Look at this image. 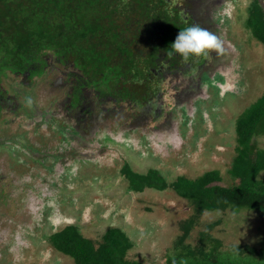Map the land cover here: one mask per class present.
<instances>
[{
    "label": "rangeland",
    "instance_id": "rangeland-1",
    "mask_svg": "<svg viewBox=\"0 0 264 264\" xmlns=\"http://www.w3.org/2000/svg\"><path fill=\"white\" fill-rule=\"evenodd\" d=\"M251 1L169 0L179 8L196 5L212 19L224 5L228 23L205 28L220 38L222 50L212 51L202 68L192 74L183 66L164 68L172 86L168 111L159 95L134 108L100 101L88 89L75 116L67 109L72 82L51 58L30 84L0 76L7 93L0 113V264H74L48 241L70 225L95 247L106 230L121 229L132 243L128 259L165 264L193 208L170 188L129 191L123 169L140 175L157 170L168 184L216 170L222 185L236 183L228 173L235 122L264 94V48L244 25ZM259 3L264 8V0ZM72 126L73 133H63ZM255 143L264 149V136ZM216 222L210 234L221 251L264 246V220L248 210L203 213L185 242L195 246L200 231Z\"/></svg>",
    "mask_w": 264,
    "mask_h": 264
},
{
    "label": "trees",
    "instance_id": "trees-1",
    "mask_svg": "<svg viewBox=\"0 0 264 264\" xmlns=\"http://www.w3.org/2000/svg\"><path fill=\"white\" fill-rule=\"evenodd\" d=\"M246 14L245 28L264 48V8L259 0H252ZM189 25L193 22L168 0H0V76L9 73L23 85L30 84L45 74L51 58L72 82V111L80 109L88 89L100 101L134 108L159 95V104L168 111L172 86L164 68L178 70L189 63L186 73L192 74L205 64L206 57L185 61L168 55L178 31ZM6 94L0 89V113L6 108ZM235 135L236 155L228 173L236 183L231 186L221 184L216 170L168 184L157 170L140 175L124 167L129 191L170 188L193 208L194 216L182 223V234L165 264H264V246L221 251V242L210 234L218 222L200 231L195 246L185 242L205 212L248 210L264 220V149L255 143L264 136V94L237 117ZM48 241L74 264H143L127 258L132 243L118 228L106 230L98 247L74 225Z\"/></svg>",
    "mask_w": 264,
    "mask_h": 264
},
{
    "label": "clouds",
    "instance_id": "clouds-1",
    "mask_svg": "<svg viewBox=\"0 0 264 264\" xmlns=\"http://www.w3.org/2000/svg\"><path fill=\"white\" fill-rule=\"evenodd\" d=\"M220 50L222 42L216 34L193 24L178 31L168 55L179 56L187 61L189 58L208 57L212 51Z\"/></svg>",
    "mask_w": 264,
    "mask_h": 264
},
{
    "label": "flooded vegetation",
    "instance_id": "flooded-vegetation-1",
    "mask_svg": "<svg viewBox=\"0 0 264 264\" xmlns=\"http://www.w3.org/2000/svg\"><path fill=\"white\" fill-rule=\"evenodd\" d=\"M169 1V0H168ZM191 3H194L195 2V0H189ZM227 2L228 3H231V0H227ZM252 2V1H251ZM215 3H220V0H217V2H215ZM175 9H177V10H180L181 12H182V14L184 13V12H186V13H188V14H183V16H184V18H185V20L187 21V20H191V22H193V24L194 25H199L200 27H202V28H206L207 26H211V24H218V21L219 22H222V21H226V23H228V19H227V16H228V13H226V7H224V5H221V9L220 10H222V12H224L223 14H221L220 16L218 15V17H215L214 19H212L211 17H207L205 14H203L202 12L203 11H201V10H197V8H196V5L195 6H190V5H186V7H184V8H179L178 6L179 5H172ZM197 13H201V17H197ZM218 18H220L219 20H218ZM219 25V24H218ZM205 26V27H204ZM225 29V28H224ZM225 35V34H224ZM224 35H222V36H220V37H223ZM205 61H206V59H205ZM185 65H187V66H185ZM191 65L189 64V63H184V66H183V69H188L189 67H190ZM200 68H202V67H200ZM197 69V68H196ZM185 71H187V70H185ZM204 71V70H203ZM205 86V85H204ZM67 109H69L70 111H72L71 110V107L70 106H68L67 107ZM81 110H83V104L80 106V109L78 110V111H72V112H75L76 114H75V116L77 115V113H80V112H82ZM72 112H68V114L69 113H72ZM80 115H83V113L82 114H80ZM61 129V128H60ZM60 129H59V131H60ZM74 130H76V128L74 127V126H72L71 128L70 127H68L65 131H63V133H67V131H69V132H71V133H73V131ZM97 131V128L95 127V131L94 132H96Z\"/></svg>",
    "mask_w": 264,
    "mask_h": 264
}]
</instances>
